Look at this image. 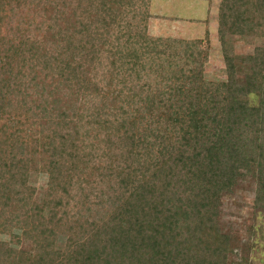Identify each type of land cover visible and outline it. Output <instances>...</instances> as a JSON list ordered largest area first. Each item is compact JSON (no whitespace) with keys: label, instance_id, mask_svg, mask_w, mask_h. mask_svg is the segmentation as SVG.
<instances>
[{"label":"trees","instance_id":"16d2710c","mask_svg":"<svg viewBox=\"0 0 264 264\" xmlns=\"http://www.w3.org/2000/svg\"><path fill=\"white\" fill-rule=\"evenodd\" d=\"M150 1L0 0V264H250L219 208L248 178L264 212V0H220L219 83Z\"/></svg>","mask_w":264,"mask_h":264},{"label":"rangeland","instance_id":"374dc122","mask_svg":"<svg viewBox=\"0 0 264 264\" xmlns=\"http://www.w3.org/2000/svg\"><path fill=\"white\" fill-rule=\"evenodd\" d=\"M208 3V2H207ZM197 0H151L147 34L150 37L198 42L197 47L204 51L207 62L204 66V79L209 82L226 80L222 48L217 30V10L220 0H211L207 5ZM259 38L234 37L229 48L236 63V82L244 84L248 74L247 59L254 49L261 46ZM45 179L36 178V200L41 201ZM255 182L241 180L230 196H225L219 208V225L224 233L233 237V243L240 255L248 257L250 264H264V212L254 209ZM0 240L10 242V235H0ZM29 244L23 245L28 249Z\"/></svg>","mask_w":264,"mask_h":264},{"label":"crops","instance_id":"0c3cea01","mask_svg":"<svg viewBox=\"0 0 264 264\" xmlns=\"http://www.w3.org/2000/svg\"><path fill=\"white\" fill-rule=\"evenodd\" d=\"M202 2H204V1H202ZM204 3H207V2H204ZM207 5H209L208 3H207ZM151 8V7H150Z\"/></svg>","mask_w":264,"mask_h":264}]
</instances>
